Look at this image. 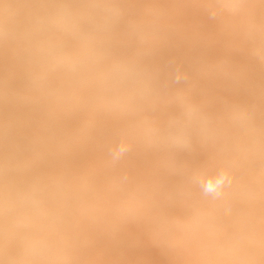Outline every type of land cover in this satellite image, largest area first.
I'll return each mask as SVG.
<instances>
[{"label": "rangeland", "instance_id": "rangeland-1", "mask_svg": "<svg viewBox=\"0 0 264 264\" xmlns=\"http://www.w3.org/2000/svg\"><path fill=\"white\" fill-rule=\"evenodd\" d=\"M29 263L264 264V0H0V264Z\"/></svg>", "mask_w": 264, "mask_h": 264}, {"label": "bare ground", "instance_id": "bare-ground-1", "mask_svg": "<svg viewBox=\"0 0 264 264\" xmlns=\"http://www.w3.org/2000/svg\"><path fill=\"white\" fill-rule=\"evenodd\" d=\"M258 2H259V0H258ZM252 5H254L253 3H252ZM153 7V6H152ZM66 143V142H65ZM66 144H64V146H65ZM71 144H69V146H70ZM29 147H33V146H31V145H28ZM72 146V145H71ZM9 148V147H8ZM63 149H64V147H62ZM66 148H68L67 147V145H66ZM65 148V151L67 150ZM72 147H69V149H68V151H69V153L71 154V155H74V151H73V149H71ZM62 149V150H63ZM64 151V152H65ZM68 151H66V153L68 152ZM10 153V152H9ZM65 154V153H64ZM68 156V155H67ZM111 159H113L112 158V156L110 157ZM72 159H73V157H72ZM69 160V159H68ZM110 161V162H109ZM111 161L112 160H110V159H108V160H106L104 163V165L103 166H101V164L98 162V164L101 166V168L99 169V171L97 172V173H87V172H85V170L84 169H81V173H82V175H84V176H86V177H88L92 182H94V184H95V186H96V188L97 187H99V184H98V176H101V175H105V176H109V175H112V174H116L117 173V171L115 170V169H113L112 167H110V166H108V163H111ZM66 162H68V161H66ZM70 162V161H69ZM71 163V162H70ZM107 164V165H106ZM109 165H111V164H109ZM124 165H125V163H124ZM53 166L55 167H53L54 169H52V170H50V171H48V172H46V176H45V178H46V186H44L42 189H41V191H40V193H41V195L44 197L45 195H57V192L63 187V186H68V185H70L71 183H72V180L71 179H69L68 178V174H67V172H69L70 174H73V172H71L70 170H71V164H67V163H65L64 161H62V162H53ZM58 167H61V168H59L58 169ZM58 169V170H57ZM61 169H63L64 170V172L66 173V174H62L61 172H63ZM76 171H78V170H76ZM60 172V173H59ZM63 172V173H64ZM66 176V177H65ZM62 179V184H60V180ZM115 179V178H114ZM104 188V187H103ZM103 192V190L102 191H100V194H103L102 193ZM87 193H80V197L81 198H85V195H86ZM92 194V193H91ZM98 195V194H97ZM100 195H98L97 196V198L99 199V204H101L100 206H103V205H105V203H106V199H105V197H104V195L102 196H100ZM97 198H96V200H97ZM96 202V201H95ZM97 203V202H96ZM99 204H96L97 206L99 205ZM97 208H102V207H97ZM31 263V262H30ZM29 263V264H30Z\"/></svg>", "mask_w": 264, "mask_h": 264}, {"label": "clouds", "instance_id": "clouds-1", "mask_svg": "<svg viewBox=\"0 0 264 264\" xmlns=\"http://www.w3.org/2000/svg\"><path fill=\"white\" fill-rule=\"evenodd\" d=\"M179 79V77H177ZM196 112V109L189 107L186 110V115L191 118ZM173 142L180 146H187V139L174 138ZM132 150V146L128 143L121 142L118 144L111 152L113 160H119L121 157L125 156ZM232 174L226 169H222L215 175L209 176L207 178H201L199 181V187L202 194L206 197H211L213 199L221 198L226 189L232 184Z\"/></svg>", "mask_w": 264, "mask_h": 264}]
</instances>
